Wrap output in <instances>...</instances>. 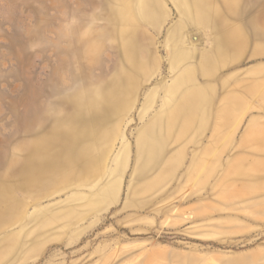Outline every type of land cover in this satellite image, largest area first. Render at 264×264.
Instances as JSON below:
<instances>
[{
  "label": "rangeland",
  "instance_id": "374dc122",
  "mask_svg": "<svg viewBox=\"0 0 264 264\" xmlns=\"http://www.w3.org/2000/svg\"><path fill=\"white\" fill-rule=\"evenodd\" d=\"M0 264H264V0H0Z\"/></svg>",
  "mask_w": 264,
  "mask_h": 264
},
{
  "label": "bare ground",
  "instance_id": "6f19581e",
  "mask_svg": "<svg viewBox=\"0 0 264 264\" xmlns=\"http://www.w3.org/2000/svg\"><path fill=\"white\" fill-rule=\"evenodd\" d=\"M64 153V152H63ZM63 156V154L62 155H60V157H62ZM69 159V160H68ZM73 159L74 158H72V157H68L67 158V160L69 161H67V162H65L64 163V160L62 161H59V160H57V159H55V160H53V159H49V161L48 162H46V163H43V162H41V163H38V165L36 166V168H38V169H45V168H47L46 170H45V172L48 170V168L49 167H53V169L54 168H57V169H59V167H60V165H61V163L63 164H65L66 166H68L70 163H72L73 162ZM75 160H80V158L79 157H77L76 156V158H75ZM34 166H25V170L23 171L24 172V175L25 176H27L28 178H30L31 176H33L32 175V173L30 172V169H32ZM22 172V173H23ZM48 172V171H47ZM32 178V177H31ZM32 179H35V178H32Z\"/></svg>",
  "mask_w": 264,
  "mask_h": 264
}]
</instances>
